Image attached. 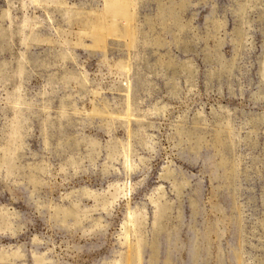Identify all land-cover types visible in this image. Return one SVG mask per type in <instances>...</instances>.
<instances>
[{"label": "rangeland", "instance_id": "rangeland-1", "mask_svg": "<svg viewBox=\"0 0 264 264\" xmlns=\"http://www.w3.org/2000/svg\"><path fill=\"white\" fill-rule=\"evenodd\" d=\"M0 0V264H264V0Z\"/></svg>", "mask_w": 264, "mask_h": 264}, {"label": "bare ground", "instance_id": "bare-ground-1", "mask_svg": "<svg viewBox=\"0 0 264 264\" xmlns=\"http://www.w3.org/2000/svg\"><path fill=\"white\" fill-rule=\"evenodd\" d=\"M132 4L120 0H108L106 1V13L117 14V15H131Z\"/></svg>", "mask_w": 264, "mask_h": 264}]
</instances>
